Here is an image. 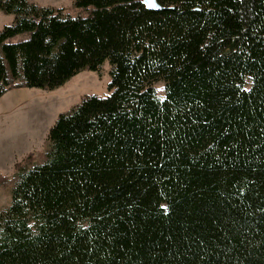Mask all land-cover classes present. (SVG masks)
<instances>
[{
  "label": "trees",
  "instance_id": "trees-1",
  "mask_svg": "<svg viewBox=\"0 0 264 264\" xmlns=\"http://www.w3.org/2000/svg\"><path fill=\"white\" fill-rule=\"evenodd\" d=\"M72 1L0 0V97L111 67L14 164L0 264H264V0Z\"/></svg>",
  "mask_w": 264,
  "mask_h": 264
},
{
  "label": "rangeland",
  "instance_id": "rangeland-1",
  "mask_svg": "<svg viewBox=\"0 0 264 264\" xmlns=\"http://www.w3.org/2000/svg\"><path fill=\"white\" fill-rule=\"evenodd\" d=\"M41 6L55 8H71L72 0H29ZM11 15L0 12V25L6 23L5 20ZM9 25V24H8ZM110 65L105 61L100 72L84 70L73 76L62 86L52 90H43L38 88H14L8 90L3 98L6 101V109L8 108V118L15 117V122L22 124L28 122L30 118L40 116L39 122L45 127H49L52 121H55L60 113L69 111L74 107L84 95H98L105 97L108 95V84L111 80ZM158 96H164L163 83L161 81L155 84ZM7 92V91H6ZM45 113L44 116H42ZM46 145V138L42 142L39 149L32 151L33 153L41 152ZM27 155V154H26ZM25 155V156H26ZM24 156V157H25ZM23 157V158H24ZM22 158V159H23ZM21 159V160H22ZM37 161V160H35ZM18 162V161H17ZM14 172V166H13ZM6 175L4 181H0V211L10 203V185L12 174Z\"/></svg>",
  "mask_w": 264,
  "mask_h": 264
},
{
  "label": "crops",
  "instance_id": "crops-1",
  "mask_svg": "<svg viewBox=\"0 0 264 264\" xmlns=\"http://www.w3.org/2000/svg\"><path fill=\"white\" fill-rule=\"evenodd\" d=\"M61 8V7H59ZM9 16V15H8ZM12 17L6 18L5 22L0 25V30L13 21ZM5 92L0 97V174L10 175L13 172V166L20 161L26 154L40 148L42 142L47 138L49 129L55 121L50 123L49 127L41 125L40 116L29 118L28 122L20 124L15 122V117L8 118L7 110L3 100ZM45 113L42 115L44 116Z\"/></svg>",
  "mask_w": 264,
  "mask_h": 264
},
{
  "label": "water",
  "instance_id": "water-1",
  "mask_svg": "<svg viewBox=\"0 0 264 264\" xmlns=\"http://www.w3.org/2000/svg\"><path fill=\"white\" fill-rule=\"evenodd\" d=\"M145 4L150 9H160L161 8L160 5L156 2V0H151V5H149L148 3H145Z\"/></svg>",
  "mask_w": 264,
  "mask_h": 264
},
{
  "label": "snow or ice",
  "instance_id": "snow-or-ice-1",
  "mask_svg": "<svg viewBox=\"0 0 264 264\" xmlns=\"http://www.w3.org/2000/svg\"><path fill=\"white\" fill-rule=\"evenodd\" d=\"M142 2L148 3L149 5H151V0H142Z\"/></svg>",
  "mask_w": 264,
  "mask_h": 264
}]
</instances>
